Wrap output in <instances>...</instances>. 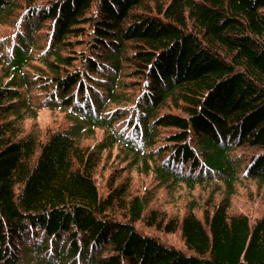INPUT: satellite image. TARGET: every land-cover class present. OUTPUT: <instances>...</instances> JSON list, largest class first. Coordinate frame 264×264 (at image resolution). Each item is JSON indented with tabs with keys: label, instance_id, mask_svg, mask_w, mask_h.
Returning <instances> with one entry per match:
<instances>
[{
	"label": "trees",
	"instance_id": "1",
	"mask_svg": "<svg viewBox=\"0 0 264 264\" xmlns=\"http://www.w3.org/2000/svg\"><path fill=\"white\" fill-rule=\"evenodd\" d=\"M8 17L0 264H264V214L229 210L237 181L264 183V0H0ZM40 108L67 125L25 131ZM113 149L166 186H211L201 215L146 212L114 168L101 192Z\"/></svg>",
	"mask_w": 264,
	"mask_h": 264
},
{
	"label": "rangeland",
	"instance_id": "2",
	"mask_svg": "<svg viewBox=\"0 0 264 264\" xmlns=\"http://www.w3.org/2000/svg\"><path fill=\"white\" fill-rule=\"evenodd\" d=\"M17 28L18 25L16 22L8 17L4 23H0V38H6L11 41ZM66 125L67 120L63 112L51 110L49 108H40L35 119L27 118L23 122L25 131L36 129L41 135L54 129L63 128ZM99 135L100 133H97L96 136ZM90 140L91 139L85 142ZM242 149V147H237L236 151H243ZM115 152V149H113L109 158H105L106 152H104L95 169V179L101 192L107 189L105 187L106 178L114 168L109 179L115 178V182H118L123 179L124 176L127 178L128 175L130 178V194L144 193L148 198L146 212L154 209L157 211L158 216L162 215L166 220L168 217H181L189 205H192L195 212L201 215L202 209L209 196V191L212 188L211 186L196 185L193 189L187 188L183 183L166 186L161 184L154 177L153 173L145 174L135 168L131 171H127L123 166V162L121 163L119 160V157L114 155ZM222 196L223 187L217 188L214 190L212 202H217ZM229 210L236 213H245L249 215L251 219L264 214V183L258 184L255 180L249 178H241L237 181L235 183L234 193L230 197ZM138 227L141 231L147 233L152 232L160 235L166 242L181 246V239L177 230L172 233H165L162 230L147 226L143 219L138 221ZM78 264H88V262L80 259Z\"/></svg>",
	"mask_w": 264,
	"mask_h": 264
}]
</instances>
